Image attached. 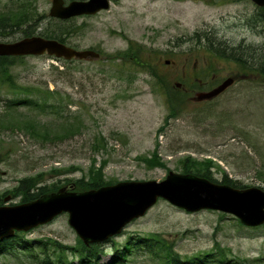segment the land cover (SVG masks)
Listing matches in <instances>:
<instances>
[{
  "label": "rangeland",
  "instance_id": "374dc122",
  "mask_svg": "<svg viewBox=\"0 0 264 264\" xmlns=\"http://www.w3.org/2000/svg\"><path fill=\"white\" fill-rule=\"evenodd\" d=\"M24 3L33 5L38 12L36 32L50 26L72 27L70 45L95 49L101 57L69 63L49 55L26 56L14 64L17 84L45 91L58 89L61 95L51 97L50 102L60 103L63 116L72 111L80 114L76 117L84 122L80 132L60 138L55 134L63 120L55 108L42 111L23 105L15 109L12 118L25 117V113L35 116L51 124L54 136L35 138L18 129L0 128V195L18 186L21 179L39 173L47 183L74 181L88 175L93 160L97 166L107 161L104 172L108 181H160L170 171L181 173L182 159L188 155L198 160L210 158L219 164L211 168L219 181L227 174L242 188L264 189V80L257 62L261 53L252 59L258 71L252 77L250 65L240 69L234 61L216 59L204 47L195 46L199 37L195 34L200 32L212 38H206L210 43L220 40L238 45L243 40L248 48L264 50V19L260 18L264 9L251 0H111L107 10L63 23L49 15L52 0H0V11L14 10ZM256 8L257 22L251 26L250 14ZM9 33L0 40L12 41L24 34ZM130 41L144 46L149 71L121 58L110 59L125 51ZM211 65L216 71L209 69ZM152 66L174 82H193L195 72L206 78L207 74H215L216 82L229 73L238 78L222 95L209 100H196L200 91L209 88H191L178 116L173 117L166 95L155 85L151 71L156 69ZM16 97L28 98L0 87V112L7 113L5 102ZM97 140L100 144L106 141L107 146L98 151L94 146L93 150L92 143ZM157 150L165 167H150L144 161ZM6 197L0 205L22 203L21 196ZM139 235L162 236L182 256L217 252L218 245L224 249L228 264H264V226L242 224L234 215L218 210L188 212L164 199L129 222L120 233L100 242L104 252L99 263L113 264V245ZM23 236L34 241V254H22L17 259L0 256V264H42L47 252L52 254L55 249L54 241L75 247L79 237L69 224L68 213ZM41 240L51 243L46 253L36 242ZM67 255L69 261L79 264L80 257L71 248ZM162 255L153 256L144 246L127 264H160Z\"/></svg>",
  "mask_w": 264,
  "mask_h": 264
},
{
  "label": "trees",
  "instance_id": "16d2710c",
  "mask_svg": "<svg viewBox=\"0 0 264 264\" xmlns=\"http://www.w3.org/2000/svg\"><path fill=\"white\" fill-rule=\"evenodd\" d=\"M9 11H0V37L10 36L9 31H20L23 32V36H29L36 34V30L39 27V17L36 9L33 8V5L27 6L26 3L20 5V7ZM263 15V14H262ZM260 15V18L263 20L264 15ZM40 35L49 38H56L62 42H68L69 37L74 33L73 28L70 29H55L53 27H46L41 29L39 32ZM196 44L199 49H206L210 52L214 58L216 59H230L233 61L240 62L239 66H251L252 59L254 55L258 52L261 53L259 55L258 63L259 72L264 80V50L257 51L251 47L241 45H229L223 41H217L210 43L206 40L212 39L207 34L197 32L195 34ZM193 39V38H189ZM205 42H202L201 40ZM209 40V41H210ZM213 41V40H212ZM205 43V44H204ZM144 46L130 42L127 49L123 52H118L117 54L111 55L110 58L112 61H115L121 58V61L125 63H130L136 66H139L142 69L149 71L150 63L148 60L144 58ZM24 56L14 57V56H0V87L3 89H7L9 92L15 95H27L26 97H16L14 99H9L5 102L7 113L0 112V128L3 129H18L24 132L29 133L33 137L37 138H52L51 135L53 133V127L49 122H41L35 116L25 113V117L19 116L17 118H12L13 112L15 113V109L19 106H27L34 109H39L45 111L48 108H55V112L60 113V117L63 121L59 123V132L55 134L57 137H70L78 132H80L81 127L83 125V119L76 117L80 116V114H73L74 112L70 111L72 114H67L63 116L60 103H51L50 98L55 95H61L58 89L51 90L47 89L42 90L37 87L31 86H22L16 83L12 71V67L17 61L24 60ZM75 60L67 61L69 63L74 62ZM66 62V61H65ZM155 68L154 66H152ZM156 69V68H155ZM211 71H216L212 65L209 67ZM153 73V77L156 78V86L159 91L166 95L167 105L170 116L176 117L181 111L182 104L187 101V96L191 95L192 89H205L212 88L217 85L220 81L216 82L213 78L209 82L201 83L197 80L193 82L182 80L179 81L180 86L177 85L178 82H174L165 76V74H161L156 69L155 71H151ZM20 113V111H18ZM2 115H10L11 118H4ZM105 138H103L104 140ZM100 140L92 143V148L101 150L107 146V142L100 144ZM142 157H139V159ZM144 161L150 167L161 166L165 167L166 163L159 156L158 150L153 152V155L149 158H144ZM107 161L103 160L100 165H96V161L90 164L88 175H84L79 179H75L74 181L69 179L66 180L64 184H61L60 181L47 183L45 179H43V173H39L34 176H28L20 180L19 185L11 190L5 191L2 195H0V204H3V200H5L6 195L11 194L13 198H17L21 196V202L30 201L38 198L43 194H48L54 192L66 184L74 183L75 189L78 191H85L89 189H97L104 185H109L115 183L113 181H108L105 179V163ZM183 169L181 170L183 173H194L196 175H200L203 177H207L215 182L220 183H228L235 187H244L241 186L238 180L230 178L227 174H224L222 180H217L213 177L211 173V168L214 166L220 167L219 164L215 163L213 159L205 158L202 160L193 159L190 155L184 157L182 159ZM264 226V225H262ZM24 232H16V234L12 237L5 238L0 240V256L3 257H13L15 259L19 258L22 254H34V246L23 236ZM50 240V239H49ZM36 241L41 243L40 249L43 252H47V244L49 241ZM51 241V240H50ZM115 243V242H114ZM51 244V243H50ZM52 244L55 245V249L52 254L47 252V255L42 259V264H73L72 261H69L67 252L71 248L74 254H77L80 257L79 264H100L99 259L101 254L104 252L101 245L99 243H91L86 245L79 237L78 242L75 247H68L63 245L58 241H54ZM113 248V264H127L130 260L131 256L135 255V257L143 250L144 246L148 249V251L154 256L162 253V261L160 259V264H228L229 259L225 254L224 249L217 245V252H201L191 256H182L180 253L175 251L173 245L164 237L158 235L151 236H142L139 235L137 237H131L126 242L122 244L115 243ZM45 250V251H44ZM160 250V251H159ZM45 252V253H46ZM55 258L54 260L52 259ZM29 260V257H27ZM107 264V263H102Z\"/></svg>",
  "mask_w": 264,
  "mask_h": 264
},
{
  "label": "water",
  "instance_id": "95a60500",
  "mask_svg": "<svg viewBox=\"0 0 264 264\" xmlns=\"http://www.w3.org/2000/svg\"><path fill=\"white\" fill-rule=\"evenodd\" d=\"M264 6V0H254ZM110 7V0H53L50 15L69 18L94 14ZM47 52L57 58H95L99 53L78 50L54 38L32 35L12 42H0V55H40ZM234 82L227 78L211 90L199 92V100L212 98ZM75 184L13 206H0V239L15 230H29L69 213V223L85 243L104 241L121 232L136 217L144 215L159 198L190 212L213 209L233 214L245 225L264 223V189L238 188L217 183L191 173L170 171L161 181H120L87 191H74Z\"/></svg>",
  "mask_w": 264,
  "mask_h": 264
},
{
  "label": "flooded vegetation",
  "instance_id": "af4514ba",
  "mask_svg": "<svg viewBox=\"0 0 264 264\" xmlns=\"http://www.w3.org/2000/svg\"><path fill=\"white\" fill-rule=\"evenodd\" d=\"M252 1V0H251ZM257 14H258V8H256L255 9V11H254V13H251L250 14V23H251V26H254V25H256V22H257ZM233 45V44H232ZM238 45H241L242 47H244L245 45H246V41H241V43H239ZM234 46H236V45H234ZM230 60H232V58H230ZM233 61V60H232ZM238 66H239V64H240V62L238 63V62H236V61H234ZM252 64V72H251V76L252 77H255L256 76V74L258 73V71H257V67H255V65H254V62L252 61L251 62ZM239 67H242V65H240ZM229 74H231V75H229V76H233L236 80H237V78H238V75L237 74H235V73H229ZM215 74H213L211 77L215 80V76H214ZM195 78L197 79V80H199L200 82L202 81V82H205V80L207 79V78H205L204 76H199V75H197V76H195ZM210 79V78H209ZM216 81V80H215Z\"/></svg>",
  "mask_w": 264,
  "mask_h": 264
}]
</instances>
